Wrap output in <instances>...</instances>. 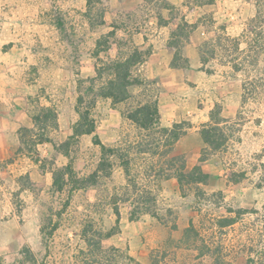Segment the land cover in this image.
Returning a JSON list of instances; mask_svg holds the SVG:
<instances>
[{
    "label": "crops",
    "instance_id": "0c3cea01",
    "mask_svg": "<svg viewBox=\"0 0 264 264\" xmlns=\"http://www.w3.org/2000/svg\"><path fill=\"white\" fill-rule=\"evenodd\" d=\"M84 1L85 8H76L75 3L69 8L74 13L82 12L84 21L81 24L88 32L94 33L98 26L90 27L85 16L87 0ZM55 2L0 0V162L17 153L19 129L34 126L32 114L38 106L56 110L57 125L47 128L56 142L66 140L73 133V125L78 119L77 94L67 92L70 90L66 88L68 73L75 67L76 54L54 24L56 9L66 16V11L56 7ZM164 3L175 8L171 11ZM121 4L123 9L136 4L147 11L140 16L130 35L126 30L129 26L118 30V35L130 38L134 45L143 49H151L141 67V76L151 82L149 89L159 101L162 124L172 127L176 123H187L186 133L174 144L170 157L182 156L186 170L200 164L204 173L209 174V179L205 183L185 184L181 188L176 176L159 179L155 177L156 170L149 173L145 178L152 184L151 189L157 191L159 197L171 199L168 207L173 212V221L167 219L162 223L148 213L133 220L130 202H127L129 209L125 215L120 211L122 230L111 237L117 238L119 246L127 247L136 264H152L154 257L160 264H224L215 260L212 250L203 248L201 236L205 217L213 221L211 229L217 234V239L225 237L226 233L221 234L220 231L228 228H236L238 232L246 222L242 216L253 215L251 201H256L258 192L264 191V186L258 181L261 173L257 168L259 162L264 164V141L261 149L258 145L251 149L253 143L257 144L253 140L260 142L264 137L260 129L264 120L247 109L248 92L253 85L256 90L250 94L264 99V78L259 81L257 77L251 79L243 75V69L257 61L253 58L254 52L264 50V30H258L255 25L259 16L258 1L214 0L200 4L197 0H122ZM31 15L47 22L42 26H48L36 30V24L29 21L33 20ZM118 19L115 12L110 19L111 29ZM105 20L107 24L106 14ZM183 22L189 24L186 29L188 36L182 39L179 50L186 62L179 61L177 66L174 65L175 48H169V43L177 37L174 32ZM95 47L96 43L84 60L77 58L82 72L87 71L83 77L96 75ZM118 50L114 44L106 57L115 58ZM133 89L140 90L139 93L144 86L132 87V93ZM100 101L109 103L110 108L107 119L101 118L100 123L95 115L97 134L101 128L114 126L115 123L110 121L122 117L111 99H99L97 103ZM217 105L225 119L220 123L225 142L221 148L208 151L207 157L201 160L208 148L201 129L213 123L211 113ZM37 148L43 152V156L40 155L42 159L66 157L56 154L52 142L39 143ZM22 155L29 158L28 174L32 181L38 183L46 179L48 191L63 194L65 190L53 189L51 165L47 164L41 171L40 165L29 155ZM203 196L215 200L220 197V200L218 203L207 200V204L201 206ZM225 218L235 221L221 224ZM252 226L250 222V232ZM245 257L243 263H238V258L234 264H246L249 257Z\"/></svg>",
    "mask_w": 264,
    "mask_h": 264
},
{
    "label": "rangeland",
    "instance_id": "374dc122",
    "mask_svg": "<svg viewBox=\"0 0 264 264\" xmlns=\"http://www.w3.org/2000/svg\"><path fill=\"white\" fill-rule=\"evenodd\" d=\"M55 1L56 7L66 11L68 27L79 42L78 53L80 55L76 54L75 67L70 69L66 79V88L70 90L67 92L77 94L75 88L77 79L83 77L82 74L86 75L87 73V71L82 72L77 58L84 60L89 55V51L93 49L96 38L111 30L110 19L113 18V14L117 13L119 17L117 24L121 26V30L129 26V29L126 30L127 34L130 35L140 16L147 11L144 7L136 4H131V7L128 6V8L123 9L122 0H102L96 4L95 14L98 13L97 9L101 8L105 11L108 22L98 26L94 33H90L86 26L81 24L84 21L83 13H74L70 10L72 8H69L72 3L76 4V8L79 6L85 8L84 0ZM257 1L259 16L255 25L258 30L263 31L264 0ZM116 3H118L117 6ZM34 16L31 15L33 20L29 21L36 24V30H42L48 26H42V23L47 22H41ZM119 37L122 36L119 35ZM101 54L104 57L107 55L105 52H101ZM254 57L255 61L257 60L256 63L243 69L245 71L243 75L252 77L251 79L257 77L260 81L261 78H264V50L254 52ZM252 90H256L254 85L248 92L250 99L247 109H250L255 115L261 116L264 120V99L250 94ZM138 91L140 90L133 89L134 93H138ZM123 107L124 104L117 106L118 109ZM109 108V103L101 101L97 103L93 112L98 122L101 118L107 119ZM260 119L259 117V121H261ZM110 122H114V126L98 130V135L105 144L130 147L133 145L131 143L140 139L139 130L136 126H132L133 123L128 119L121 117ZM260 129L264 136V123ZM253 141H256L257 144L253 143L251 149L257 145L261 149L264 137L260 138V142L258 140ZM18 153L17 151L15 155L12 154L11 157L0 162V264H136L130 258L127 247L117 244L115 236L107 239L104 235L110 229H115L116 233L122 230L121 222L116 221L117 215L111 198L115 194L121 197L129 195L132 199L135 198L137 196V192L134 190L135 183L139 187L142 185V187L151 188L152 184L147 181L145 176L159 169L161 164L168 167L165 163L166 158L163 157L159 164L160 155L137 154L134 149H131L129 156L132 161L130 175L126 174L123 167H119L120 160L114 156L111 176L102 174L96 186L76 189L72 194H69V189H65L63 194L56 195L48 191L46 179L30 187L32 191L20 189L19 183H23L20 182V176L29 172L30 161L28 156L22 155L23 153L17 155ZM38 154L43 156V152L39 150ZM71 155L78 176H87L95 171L98 166L101 158V147L94 143L93 136L87 135L72 147ZM53 157L56 158V156ZM55 162L58 165H63V163L68 162V159L66 157L56 158ZM259 163L257 168L260 169L261 176L258 181L261 186H264V164ZM252 181L255 180L252 179ZM201 199L200 205L202 206L203 203L207 204V200L218 203L220 197L215 200L203 196ZM66 202L69 204L63 209ZM170 202V198L158 196L156 213L166 217L164 219L168 218V220L173 221V212L169 213L171 208L168 207ZM251 204H253V215L242 216L246 221L243 227L238 228V232H236V228L220 231L221 234L226 233V235L219 239L216 238L217 234L211 229L213 221L205 217L206 224L202 226L201 236L203 248L212 250L218 263L234 264L238 258V263H243L245 256H248L249 258L255 257L258 264H264V191L258 192L256 201H251ZM118 205L124 216L126 209H129L128 203L122 201ZM250 222L254 226H252L251 232L248 230ZM55 223H58V228L49 235L48 231ZM43 226H48L45 235L42 232ZM84 229H88L86 236L83 232ZM156 254L159 256L158 253Z\"/></svg>",
    "mask_w": 264,
    "mask_h": 264
},
{
    "label": "trees",
    "instance_id": "16d2710c",
    "mask_svg": "<svg viewBox=\"0 0 264 264\" xmlns=\"http://www.w3.org/2000/svg\"><path fill=\"white\" fill-rule=\"evenodd\" d=\"M152 1V0H149ZM200 4L211 3L214 0H197ZM97 2L102 0H87V10L85 16L89 20L91 28L105 24V11L101 8L97 9ZM166 6L173 7L168 3ZM175 8V7H174ZM173 13V12H172ZM55 26L60 30L65 41L72 47L73 52L77 54L79 42L75 39L74 33L68 27L65 13L59 9L55 10ZM189 24L183 22L174 32L177 36L169 43V48H175L174 65L179 66V61L185 63L179 48L182 44V39L188 36L186 29ZM121 26L116 22L113 28L106 34L96 39V47L94 56L97 58L96 75L88 78L79 77L76 83L77 104L76 111L78 119L73 125V133L64 141L56 142L53 140L47 128L49 125H57L58 114L53 107L38 106L32 114L34 121L33 127L22 126L19 129L20 146L19 153L29 155L35 162L40 165L41 171L45 170L47 164H50L53 174V189L63 191L69 189V193L76 189L96 186L99 183L102 174L111 176L113 168L114 156L120 160V165L124 168L127 175H130L131 159L130 151L135 150L137 154H150L151 156L160 155L158 159L166 158L165 163L168 167H161L156 170L155 177L159 179H167L176 176L179 180L181 188L185 184H195L207 182L209 174L204 173L201 165H196L191 170H186V163L182 156L170 157V153L174 144L186 133L185 122L174 124L168 127L162 124L161 113L159 110V101L155 94L150 91V80H146L141 76V67L147 61L151 53L150 48L143 49L132 43V40L127 37H119L118 30ZM114 44L118 46V54L115 58L110 56L103 57L101 52L108 53ZM185 68L186 65L184 64ZM136 86H144V89L139 93H132L131 88ZM111 99L112 105L117 108L119 104H124V107L119 109L123 118L128 119L139 130L140 139L135 141L130 147L112 146L102 142L97 131V119L94 115V108L99 99ZM221 107L219 105L211 113L213 123L205 125L201 129V136L207 143L208 148L205 149L201 160L207 157L208 151H214L224 144L225 136L221 129L220 123L225 119L220 115ZM88 134L93 135L94 143L101 147V158L95 171L87 176H78L74 169V159L71 155V149L78 144L80 137ZM52 142L55 147L56 154L60 153L67 157L68 162L64 165H57L55 157L41 158L38 154L37 145L42 142ZM135 144V146H134ZM161 150V151H160ZM236 180V179H234ZM20 189H26L34 186L36 183L31 180L30 175L26 173L20 176ZM134 190L137 192L135 198L120 195H112L111 202L115 206L117 215L116 221L120 223L119 202H130L131 219H139L143 214H151L162 223L167 222L166 217H162L156 213L158 192L151 188L139 187L137 183L134 185ZM199 195L201 193L199 192ZM69 203L66 202L63 209ZM171 209H169V213ZM233 218H225L221 220V224H229L234 222ZM176 225L173 223V227ZM46 228L42 227V232L47 234ZM58 228V223L52 226L48 234L51 235ZM115 229H110L104 235L108 239L116 232ZM84 235L88 233V229H84ZM101 234V233H100ZM133 259L132 257H130ZM152 264H160L156 257L153 258ZM246 264H258L255 257L247 259Z\"/></svg>",
    "mask_w": 264,
    "mask_h": 264
}]
</instances>
